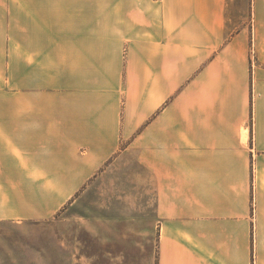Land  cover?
Returning <instances> with one entry per match:
<instances>
[{
  "label": "crops",
  "instance_id": "0c3cea01",
  "mask_svg": "<svg viewBox=\"0 0 264 264\" xmlns=\"http://www.w3.org/2000/svg\"><path fill=\"white\" fill-rule=\"evenodd\" d=\"M57 215L0 264H264V0H0V223Z\"/></svg>",
  "mask_w": 264,
  "mask_h": 264
},
{
  "label": "rangeland",
  "instance_id": "374dc122",
  "mask_svg": "<svg viewBox=\"0 0 264 264\" xmlns=\"http://www.w3.org/2000/svg\"><path fill=\"white\" fill-rule=\"evenodd\" d=\"M59 215L51 219L50 221L43 222L36 229L22 224L18 227H11L9 223H0V240L8 239H48V240H58L60 238V228H59ZM66 238V237H65ZM74 238V237H73ZM83 239L84 237H79ZM57 264V263H56Z\"/></svg>",
  "mask_w": 264,
  "mask_h": 264
}]
</instances>
